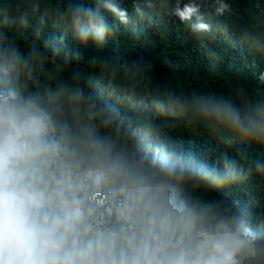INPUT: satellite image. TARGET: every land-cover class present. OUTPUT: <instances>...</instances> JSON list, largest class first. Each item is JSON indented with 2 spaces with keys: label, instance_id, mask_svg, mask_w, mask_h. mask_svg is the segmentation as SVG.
<instances>
[{
  "label": "clouds",
  "instance_id": "obj_1",
  "mask_svg": "<svg viewBox=\"0 0 264 264\" xmlns=\"http://www.w3.org/2000/svg\"><path fill=\"white\" fill-rule=\"evenodd\" d=\"M123 3L0 0V264H264V212L213 194L252 174L264 184V153L239 150L264 148V73L255 92L177 88L119 55L89 73L68 42L101 48L120 25L168 15L215 44L233 5ZM254 6L238 31L264 57V0ZM200 129L235 155L210 161L174 137Z\"/></svg>",
  "mask_w": 264,
  "mask_h": 264
},
{
  "label": "trees",
  "instance_id": "obj_2",
  "mask_svg": "<svg viewBox=\"0 0 264 264\" xmlns=\"http://www.w3.org/2000/svg\"><path fill=\"white\" fill-rule=\"evenodd\" d=\"M80 2L90 3L91 0ZM196 2L203 4L204 0ZM228 2L233 5L235 12L231 18L234 23L233 31L229 32L227 38L215 44H201L178 20L168 15L145 21L133 20L127 26L120 25L118 32L109 36L101 48L91 42L86 47L78 45L71 35L68 42L80 48L83 54L81 65L89 73L98 74L99 68L91 66L88 61L119 55L129 61L150 65L153 80L158 84L185 89L215 90L220 93L243 87L255 92L258 77L264 73V57L255 53L241 39L238 31L240 26L253 22V17L257 14L254 0ZM132 3L133 0H124L123 7L131 11ZM109 21L112 22L111 17ZM48 31L59 34V30L51 21ZM213 60L216 61L214 72ZM174 137L186 149L207 156L210 161H214L221 152L229 151L230 155H235L238 150L236 146L228 149L218 139L204 134L202 129L177 130ZM239 150H246L253 158L264 153V148L253 143H241ZM213 194L227 201H247L257 213L264 212V184H261L255 174L241 183Z\"/></svg>",
  "mask_w": 264,
  "mask_h": 264
}]
</instances>
